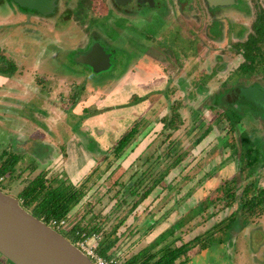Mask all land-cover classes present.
<instances>
[{
    "label": "rangeland",
    "instance_id": "374dc122",
    "mask_svg": "<svg viewBox=\"0 0 264 264\" xmlns=\"http://www.w3.org/2000/svg\"><path fill=\"white\" fill-rule=\"evenodd\" d=\"M91 1L96 9H86L82 14L77 0H61V5L55 0L62 12L59 16L58 9L42 13L21 9L14 0H0V56L17 66L11 75H5L11 76L7 82L12 89L0 86V164L8 154L20 156L14 171L0 176L4 177L0 188L17 196L41 172L49 181L57 178L78 186L97 172L104 154L117 140L139 124L142 133L123 156L101 179L87 183V194L68 214L63 231L68 237L78 223L88 228L97 225L100 230L91 232L104 238L118 225L119 240L111 250H116L112 256L123 264L142 249L152 248L171 226L179 224L175 235H182L184 240L211 231L238 207V201L223 208V201L217 200L204 210L200 207L201 214L191 210L224 181L233 180L241 187L258 181L264 186V105L227 96L229 101L237 100L232 104L242 118L231 126L224 117L223 104L214 101L219 92L228 89H235L239 95L242 89L236 86L240 83L241 87H264L263 72L250 77L240 74L244 57L237 46L250 30L256 3L264 0H231L214 6L216 21L204 24L203 16L198 25L189 21L190 28L167 15L115 19L112 25L102 22L99 42L106 48L114 45L115 52L113 66L99 72L78 60L86 54L83 43L94 37L92 24L104 18V3H88ZM66 7L74 9L70 20L66 19L68 13H63ZM207 12L203 7L200 14ZM158 34V44L166 48L163 55L143 53L142 43ZM142 54L143 63L135 65ZM127 75L135 79L119 85ZM175 112L183 122L168 136L170 129H164L161 118ZM45 120L47 124H41ZM208 126L211 132L196 143ZM243 132L255 141L250 146L259 150V159L248 166L250 170L243 168L240 160ZM178 140L176 149L189 150L190 155L162 183L178 177L174 188L167 196L157 187L152 196L129 212L133 199L124 184H132L129 178L137 169L147 167L143 162L148 157L154 162ZM165 164L153 172L164 171ZM118 190L120 194L114 197ZM124 194L129 203L116 209L117 200ZM212 231L210 243L200 250L199 246L192 249L187 264H264V215L245 218L238 214Z\"/></svg>",
    "mask_w": 264,
    "mask_h": 264
},
{
    "label": "trees",
    "instance_id": "16d2710c",
    "mask_svg": "<svg viewBox=\"0 0 264 264\" xmlns=\"http://www.w3.org/2000/svg\"><path fill=\"white\" fill-rule=\"evenodd\" d=\"M256 6L257 9L255 17L246 38L237 43V46L239 47L238 50L241 51L244 57V61L241 63L238 69L241 71V75H249L248 77H250L253 73H264V2H257ZM20 8L37 12V10L35 9H28L21 6ZM209 34L212 35L211 33ZM16 68L17 66L14 61L7 60L3 56H0L1 74L8 75L16 70ZM256 79L258 78L256 77ZM237 82H240V80H237ZM236 87H239V90H241V83ZM262 89L264 90V87H262ZM228 90L219 92L220 95L216 94L218 96L215 97L216 99L214 101L217 105L223 104V106L225 107L223 114L226 121L229 123V125L235 126L242 120V118L236 113V106L232 104L234 102H237V100L232 102L229 101L228 98L233 94L239 97L241 96V98H246V96L242 94V90L239 91V95L235 89L229 91ZM248 101L250 102L249 99ZM228 104L229 106H227ZM234 113L236 115H234ZM161 121L163 122V127L165 130L170 129L168 136L171 134V131H177L180 127L179 123L183 122L180 114L176 112L174 115L171 114L170 116L166 114L163 118H161ZM210 132L211 127L208 126L204 133L195 140L196 143H201ZM140 133H142L140 130V125L136 124L135 126H133L129 132H127L117 140V143L115 144V146H113V148H111V151H107L104 154V160L102 161V164L98 165L96 169L97 172L91 173L85 179V181H83L78 186H76L72 182L68 183L57 178H54L53 181H49L46 178L45 173L41 172L19 191L17 197L21 200L22 205L26 209H28L33 215L40 219H43L44 221H49L51 218L68 219V214L70 213V211L87 194V183L92 179H94L92 183L101 179V177L115 164V162L123 156L128 147L133 144L134 140ZM173 142L174 143H171L169 145L164 154L159 155L160 158H157L153 162V160L148 157L146 161L143 162V166L147 164V167H141L131 175L129 181L133 180L132 184H124L125 186H127L126 192L129 193V197L133 199V201L131 202L132 206L129 212L138 207V205L141 204L144 200H147L150 196H152L155 189L159 186L162 190L160 191V194L168 196L170 193L169 190L173 189L174 185L178 182L179 178L175 177L171 178L167 184H162L163 181L168 177V175L176 167L180 166L182 162L190 155L189 150L180 151L176 149L178 145H180L179 140ZM254 142L255 141L251 139L249 134L245 132L241 134V145L242 147H244V151L240 153V160L242 161V167L248 170H250L248 166L257 163L259 159V150L255 147L250 146ZM170 158H172V161L166 163L167 159ZM19 159L20 156L18 155L16 157L14 156V154H8V156H6V158H4L2 163L0 164V176L7 174L8 172L12 173ZM148 161H150L149 164ZM162 163H166L164 165L165 170H158V172H153L156 168H159ZM235 183L236 182H234L233 180L224 181L222 185L216 188V191L212 196L209 195V198H207L205 201H202L199 207L196 206L191 210L194 213L201 214L202 211L200 210V207H203L204 210L205 208H208L211 203L214 204L215 202H217V200L223 201V208H229L238 201V207L230 214H228V216L215 223L210 228L211 231H206L205 234H198L188 240H184L182 235H175V230L179 228V224L178 226H171L166 231L167 233H162L159 236L160 238L155 241V244L153 243L154 245H152V248L150 247L149 249H142L140 252L128 258L123 264H187V261L190 259L189 252L192 249L199 246L200 248L198 250H200L202 249V247L210 243L211 237L213 236L212 228L214 230V228L223 225L224 221L227 219L231 221L238 214H240L241 217L245 218L264 215V186H260L258 181H250L242 187L240 183H238V185H236ZM239 188H241L240 192H238ZM118 194H120L119 190L114 197H117ZM124 195L121 199L117 200L115 204L116 209L119 208L120 205H123V203H129L127 194ZM135 196L136 198H134ZM153 202L154 199L150 202V204ZM145 209L147 208L145 207ZM213 213H210V215L214 216ZM126 218L127 214L124 218H122L120 223L123 224ZM182 224L184 223H181V226ZM224 227H226V225H224ZM76 230L91 232L93 230L99 231L100 228L97 225L88 228L87 226H80V224L78 223L77 225L72 227V232H70L71 234L69 233L68 236L72 242H75V240L78 238V235H76L75 232ZM117 231L118 225L117 227H114L113 230L108 234L104 235L99 248L100 254L106 257H111L112 255H114L116 250L111 249L119 240ZM170 237H173V239L167 241V239H169ZM158 245L160 246L156 249ZM4 259L5 260L3 262L0 261V264H10L5 257Z\"/></svg>",
    "mask_w": 264,
    "mask_h": 264
},
{
    "label": "water",
    "instance_id": "95a60500",
    "mask_svg": "<svg viewBox=\"0 0 264 264\" xmlns=\"http://www.w3.org/2000/svg\"><path fill=\"white\" fill-rule=\"evenodd\" d=\"M19 6L50 13L55 0H14ZM217 4L231 0H210ZM112 53L96 41L89 51L78 59L90 65L93 71L109 69ZM249 100L264 105V90L255 86L242 87ZM0 255L10 264H94L93 261L66 235L54 229L43 219L26 209L21 200L0 188Z\"/></svg>",
    "mask_w": 264,
    "mask_h": 264
},
{
    "label": "flooded vegetation",
    "instance_id": "af4514ba",
    "mask_svg": "<svg viewBox=\"0 0 264 264\" xmlns=\"http://www.w3.org/2000/svg\"><path fill=\"white\" fill-rule=\"evenodd\" d=\"M99 1L104 3V7L101 10L104 18H102L101 20L99 19L98 21L92 24L93 26L91 29L95 30V33H94L95 38L94 37L88 38V40L85 41L83 45L81 46V48L83 49L85 48L86 52L89 51V49L91 48L94 42L100 41L99 37H103L102 34H98L100 30L99 28H101L102 22L108 25H112L114 24L115 19L124 21L126 19L130 20L131 18H137V17L139 18L141 16L149 17V14L158 15L159 18H162L167 15V16H170V18L173 17V20L177 21L181 25L184 24L185 27L190 28V25L188 23L189 21L193 22V24L197 23L198 25L200 21V20L198 21V19L203 18V16H206L204 20L205 21L204 24L211 23L210 22L211 20H213L214 22L215 18L212 14L213 9L215 7L222 6L221 4L211 2L210 0H99ZM96 2L97 4H99L98 1ZM92 4H94L93 1L88 3V0H77L76 7H79L80 13L86 14L84 12L86 9H89V11L96 9L94 6L92 7ZM60 5H61V0H60ZM203 7L207 8L208 12L200 14ZM56 9H58V7H55L53 12H55ZM73 10L69 9L68 7H66L63 10V13L65 14L68 13V17L66 18L67 20H70L69 19L71 16L70 14L72 13ZM58 13L60 16L62 14L61 10ZM206 33H207V30H206ZM160 37L161 35L158 34L154 37H150L149 39L145 40V43H142V46L145 48V51L143 53L145 54L147 53L148 56H149V53H151V56H155V57L158 56V53L160 55H163V52L166 51V48L163 47L161 44H158L157 41H159ZM103 46L105 47L106 51L112 53V56H111V61H112L114 58V52H115L114 50L115 48H113L114 45L112 48L110 47L106 48L105 45ZM142 56L143 54L141 55L139 60L135 63V65L136 64L139 65L143 63ZM112 66H113V61H112ZM134 66H132L131 68H133ZM233 96L234 94L231 95V97Z\"/></svg>",
    "mask_w": 264,
    "mask_h": 264
},
{
    "label": "built area",
    "instance_id": "2783aa9c",
    "mask_svg": "<svg viewBox=\"0 0 264 264\" xmlns=\"http://www.w3.org/2000/svg\"><path fill=\"white\" fill-rule=\"evenodd\" d=\"M0 180L4 181V177H0ZM46 222L54 229L63 233L67 225V218H51ZM71 230L72 228L70 229V231ZM75 232L76 235H78V238L74 243L93 261L94 264H120L119 257H106L100 254L99 248L103 238L101 233L86 232L81 230H76Z\"/></svg>",
    "mask_w": 264,
    "mask_h": 264
},
{
    "label": "crops",
    "instance_id": "0c3cea01",
    "mask_svg": "<svg viewBox=\"0 0 264 264\" xmlns=\"http://www.w3.org/2000/svg\"><path fill=\"white\" fill-rule=\"evenodd\" d=\"M132 68H130L129 70H131ZM127 71V72H129V73H133L132 71ZM128 73V74H129ZM5 75H7V74H1L0 73V86L2 87V88H4V87H8L9 88V90H11L12 89V86H11V82H7V81H10L11 80V78H9V77H11V76H5ZM10 75H11V73H10ZM131 77H133L132 75L131 76H129V75H127V77H126V79H124V80H122L121 82H120V84L119 85H124V84H126V83H129V79L131 78ZM133 79H135L134 77H133ZM7 82V83H6ZM135 82V80H133V82L132 83H134ZM3 85V86H2ZM9 90H7V91H9ZM6 91V92H7ZM6 92H5V95H6ZM114 93H112V95H113ZM45 119V118H44ZM47 121L45 120V122H41V124H45ZM47 124V123H46ZM85 130V129H84ZM91 137V136H90ZM96 138L95 139H97L99 142H101V141H103V139L101 138V136H95ZM99 148L100 149H103L102 147H100L99 146ZM2 154H3V152H2ZM2 154H1V156H2ZM0 156V157H1ZM93 157H90V160L92 159ZM62 161V160H61Z\"/></svg>",
    "mask_w": 264,
    "mask_h": 264
}]
</instances>
